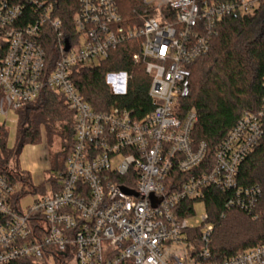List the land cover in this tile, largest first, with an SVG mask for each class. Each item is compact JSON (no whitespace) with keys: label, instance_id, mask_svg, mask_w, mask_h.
<instances>
[{"label":"built area","instance_id":"1","mask_svg":"<svg viewBox=\"0 0 264 264\" xmlns=\"http://www.w3.org/2000/svg\"><path fill=\"white\" fill-rule=\"evenodd\" d=\"M257 2L143 0L129 24L116 0H78L68 25L53 0H0V116L19 114L46 91L73 113V145L49 194L23 208L17 170L0 172V264H264V243L211 261L210 216L192 222L210 191L226 194L228 210L256 208L261 189L241 185L239 174L264 137V78L262 105L242 115L213 159L206 143L193 145L197 115L181 107L190 67L210 52L218 24L252 14ZM127 42L139 43L132 57L151 79L153 110L143 118L117 101L95 109L74 82L78 67ZM128 79L117 72L107 83L124 95Z\"/></svg>","mask_w":264,"mask_h":264},{"label":"trees","instance_id":"2","mask_svg":"<svg viewBox=\"0 0 264 264\" xmlns=\"http://www.w3.org/2000/svg\"><path fill=\"white\" fill-rule=\"evenodd\" d=\"M53 1L56 15L70 25L78 0ZM116 1L125 22L138 23V16L144 9L143 0ZM135 53H140L139 43L127 42L108 59L75 70L74 82L79 92L95 109L105 110L117 101L121 106L133 109L139 118L153 110L148 96L151 79L145 73V64L142 61L136 64L133 60ZM190 70L191 94L181 101L182 115L190 111L196 113L191 141L193 145L206 143L207 156L213 159L216 148L242 115L256 111L263 103L264 0H258L252 14L222 19L210 52L197 59ZM117 72L129 75L124 95H114L107 83L108 74ZM18 119L14 149L8 148L5 124L0 125V172L8 173L13 164L17 178L36 190L38 187L31 184V177L20 169L19 156L26 145L39 144L41 128L44 127L47 134L64 136L66 146L57 156L64 155L66 161L73 145V113L61 95L46 91L36 103L20 110ZM57 126L61 127V131H57ZM239 183L261 189L260 199L252 213L228 210L225 206L226 194L221 192L210 191L205 199V208L214 225L211 261L224 260L264 243V137L243 163ZM184 206L191 208L190 203H184ZM191 213L192 210L188 209L182 216ZM10 264L47 263L21 259Z\"/></svg>","mask_w":264,"mask_h":264},{"label":"rangeland","instance_id":"3","mask_svg":"<svg viewBox=\"0 0 264 264\" xmlns=\"http://www.w3.org/2000/svg\"><path fill=\"white\" fill-rule=\"evenodd\" d=\"M113 74V73H110ZM108 74V75H110ZM108 79V76H107ZM113 78L110 76L108 82L115 91ZM18 114L10 111L8 115L0 116V124H5L8 138V148L14 149L18 137ZM57 131L61 127L57 126ZM66 146L64 136L47 134L44 127L41 128V140L36 145H26L19 156V166L27 175L31 177V184L37 186L36 190L30 185L19 181V196L21 197V206L24 208L30 205L34 199L49 194L51 184L57 179L58 175L65 169L64 155H58L61 149ZM65 154V153H64ZM207 214L205 206L196 207V216L192 220H199Z\"/></svg>","mask_w":264,"mask_h":264}]
</instances>
